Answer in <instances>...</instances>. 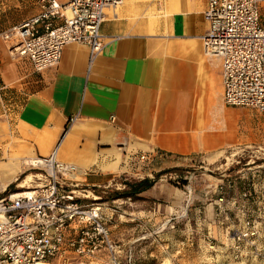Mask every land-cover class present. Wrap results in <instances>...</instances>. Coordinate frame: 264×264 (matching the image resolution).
<instances>
[{
	"label": "crops",
	"instance_id": "obj_1",
	"mask_svg": "<svg viewBox=\"0 0 264 264\" xmlns=\"http://www.w3.org/2000/svg\"><path fill=\"white\" fill-rule=\"evenodd\" d=\"M205 8L206 0H122L104 9L103 47L90 62L86 46L67 44L58 64L39 73L24 57L9 59L0 43V100L12 90L23 96L11 114L0 109V197L43 183L31 162L53 148L85 171L71 188L83 202L96 198L91 187L121 176L119 190L163 168L264 149V113L221 100L219 63L201 45ZM37 11L36 0H0V12L12 14L1 27ZM259 17L264 26V0ZM160 177L134 198L117 197L114 217L106 216L121 264H264V161L199 172L189 195ZM246 219L257 231L256 250L233 260L230 233ZM75 232L71 225L65 234ZM64 259L49 264H107L104 252Z\"/></svg>",
	"mask_w": 264,
	"mask_h": 264
},
{
	"label": "built area",
	"instance_id": "obj_2",
	"mask_svg": "<svg viewBox=\"0 0 264 264\" xmlns=\"http://www.w3.org/2000/svg\"><path fill=\"white\" fill-rule=\"evenodd\" d=\"M121 2L36 0L38 11L3 30L0 38L9 54L26 58L35 73L56 66L67 44L86 46L90 62L103 47L104 9ZM204 14L207 28L201 45L204 55L219 63L222 102L264 113V26L259 0H206ZM138 158L148 160L144 154ZM30 167L41 171L43 183L0 197V264H49L55 258L64 261L66 252L81 257L104 252L107 264H121L119 246L109 234L101 205L83 202L71 190L85 171L58 159L56 148L33 158ZM195 175L191 171L185 176L168 174V178L189 195ZM217 189L221 192L222 186ZM71 225L76 232L69 237L65 231ZM256 235L248 219L233 229L231 258L237 260L249 247L255 251Z\"/></svg>",
	"mask_w": 264,
	"mask_h": 264
},
{
	"label": "rangeland",
	"instance_id": "obj_3",
	"mask_svg": "<svg viewBox=\"0 0 264 264\" xmlns=\"http://www.w3.org/2000/svg\"><path fill=\"white\" fill-rule=\"evenodd\" d=\"M4 1V0H2ZM22 6V5H21ZM31 7L29 3L24 4L21 9L17 10V13H21L26 10V8ZM0 33L5 30L7 27L2 28L1 24H3L7 19L4 18L6 14L8 16H11L12 14L7 13V12H0ZM15 13V12H14ZM0 43L2 45L5 44V42L0 38ZM7 57L9 59H15L16 57H13L12 55L9 54L8 51H6ZM19 90H12L10 93H6L4 96L1 97L0 100V109L4 110L3 112L11 114L12 111H15L16 106H18L21 102L22 95L17 92ZM2 112V111H0ZM4 114V113H2ZM264 154V149L257 148V147H248V148H237L235 149L231 155H228V153L225 154V156H220L216 158L215 160H195L190 163L186 162V165L184 166H173L169 168H163L161 171H166L165 173L161 174V179L171 183L170 180H168V173L170 174H176V175H187L189 172H195L196 174L199 172H202L204 174L209 173L216 175L219 173V171L231 169V168H245L251 166L255 161H264L262 158ZM39 172V170L35 171ZM121 177L115 178V180L111 181L110 184H108L107 187H94L95 190H92L90 188V191L92 192L93 195L96 196L94 198V201L98 202L103 211V215L106 218L107 214L109 216V219L111 220L114 217L115 211L113 209L115 206V199H109L108 196L109 194L112 193V191H115L117 188V182L121 183ZM14 188H11L10 192L13 191ZM188 213V211H187ZM182 215H185V210L184 212L182 211ZM204 264H207L206 262Z\"/></svg>",
	"mask_w": 264,
	"mask_h": 264
},
{
	"label": "trees",
	"instance_id": "obj_4",
	"mask_svg": "<svg viewBox=\"0 0 264 264\" xmlns=\"http://www.w3.org/2000/svg\"><path fill=\"white\" fill-rule=\"evenodd\" d=\"M166 171H160L158 173H155L152 178L143 177V178H132L130 180H125L122 182L124 185L123 189H116L115 191H112L111 194H109L108 198L113 199L117 197H130L134 198L135 195L142 190L147 189L150 187L155 180ZM12 187H9L6 192H9ZM92 190H95L94 187L91 188Z\"/></svg>",
	"mask_w": 264,
	"mask_h": 264
},
{
	"label": "bare ground",
	"instance_id": "obj_5",
	"mask_svg": "<svg viewBox=\"0 0 264 264\" xmlns=\"http://www.w3.org/2000/svg\"><path fill=\"white\" fill-rule=\"evenodd\" d=\"M33 162V161H32ZM32 162H31V165H32Z\"/></svg>",
	"mask_w": 264,
	"mask_h": 264
}]
</instances>
